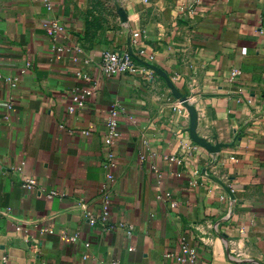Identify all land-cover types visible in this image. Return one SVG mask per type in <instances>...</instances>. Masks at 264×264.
Segmentation results:
<instances>
[{
	"label": "crops",
	"instance_id": "0c3cea01",
	"mask_svg": "<svg viewBox=\"0 0 264 264\" xmlns=\"http://www.w3.org/2000/svg\"><path fill=\"white\" fill-rule=\"evenodd\" d=\"M51 1H0V264H192L183 242L201 264H264V0ZM110 50L138 71L105 77Z\"/></svg>",
	"mask_w": 264,
	"mask_h": 264
},
{
	"label": "built area",
	"instance_id": "2783aa9c",
	"mask_svg": "<svg viewBox=\"0 0 264 264\" xmlns=\"http://www.w3.org/2000/svg\"><path fill=\"white\" fill-rule=\"evenodd\" d=\"M1 1V0H0ZM45 7L48 11L53 10V4L51 0H42ZM45 27L50 35H55L57 32L61 30V25L59 23V20L57 18H52L49 20ZM136 36H139V33L135 34ZM60 53H62V49H58ZM153 58V56L151 57ZM1 56H0V66H1ZM88 63V61L86 60ZM25 69L22 70V73L27 72L28 67L31 66V61H27L25 65ZM138 59L132 55V53L128 51H119V50H110L106 51L102 55V60L100 63V70L101 73L107 77H113L120 74H133L136 73L139 69ZM242 74V71L238 68L233 69L231 72V78L232 80L237 79L238 76ZM1 77V75H0ZM7 82L10 83L11 87H16L20 81L19 77H7ZM91 93L90 90L85 89L82 92H74L71 95V104L69 105L70 111H75L77 107L82 106L84 100L86 99L87 94ZM14 105V100L10 99L8 103V110L12 109ZM182 111V108L180 109ZM118 115H119V109L117 107H112L110 110L107 119H106V132L104 134V161H103V167L106 171V180L104 183H102L100 187V192L103 196V212H102V220L103 222H108L111 216V205L113 201V191L114 187L117 183V174L116 170L119 167V159L116 152V146L118 144L119 139L122 137L121 132L118 130ZM82 134L89 135L90 131L84 130L82 131ZM178 163L181 162L179 158H173ZM25 162H22V165L20 167V170L22 169ZM23 188L28 191H35L38 189V181L34 177H27L23 181ZM56 193L49 194L48 197H52ZM171 194L167 193V198H170ZM172 205H175V203H172ZM10 209H7L5 211H1V213L9 214ZM133 226L128 225L127 231L129 234L133 231ZM52 228H46L43 229V233H53ZM71 240H77V236L70 237ZM89 245V244H87ZM184 248L187 249L188 254L187 256L180 257L179 259L182 261H187L192 264H201L198 260V251L195 247H192L188 245L186 242H183Z\"/></svg>",
	"mask_w": 264,
	"mask_h": 264
},
{
	"label": "water",
	"instance_id": "95a60500",
	"mask_svg": "<svg viewBox=\"0 0 264 264\" xmlns=\"http://www.w3.org/2000/svg\"><path fill=\"white\" fill-rule=\"evenodd\" d=\"M187 104V103H186Z\"/></svg>",
	"mask_w": 264,
	"mask_h": 264
}]
</instances>
